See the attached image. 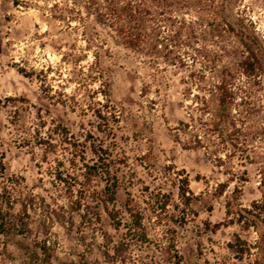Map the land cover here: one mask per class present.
<instances>
[{
    "label": "rangeland",
    "instance_id": "obj_1",
    "mask_svg": "<svg viewBox=\"0 0 264 264\" xmlns=\"http://www.w3.org/2000/svg\"><path fill=\"white\" fill-rule=\"evenodd\" d=\"M59 1V9L53 8ZM68 0H0V158L6 173L19 177L20 193L34 195L36 210H29L33 227L47 228L48 241L56 257L50 264H133L136 261L161 258L159 245L169 224L159 222L148 210L146 197L159 187L176 195L177 172L184 171L189 188L199 196L195 215L189 214L183 226L174 228L176 249L184 264H264V219L256 228L243 229L229 222L228 206L249 208L261 198L260 180L264 175V0H224L222 15L235 23L239 36L230 33L213 37L205 28L206 46L189 66L152 62L115 44L110 32L94 22L91 15L78 7L70 21L65 15ZM67 4V3H66ZM254 43L261 66L252 76L240 74L239 59L246 55L242 41ZM227 66L238 73L241 91L234 115L237 117V145L220 149L218 135L210 134V116L201 113L202 105L191 111L196 120L189 127L188 90L203 93L190 86V73L209 67ZM98 67L104 73L97 77ZM107 91L108 100L119 114L115 137L107 138L112 148L111 166L119 176L116 199L109 209L122 213V225L116 230L104 210L96 220L95 201L89 202L91 219H81L72 212L68 222V201L64 190L53 182L56 162L53 154L45 156L42 146L34 144L33 134L41 119L64 126L70 134L84 141L88 131L99 138L96 120L88 106L105 98L97 93ZM206 98H210L205 93ZM198 136L201 143L196 142ZM210 140H207V137ZM60 148L57 155H60ZM228 153V154H226ZM86 159L92 154L86 143ZM105 180L92 179L90 190L103 189ZM223 185L221 188L220 185ZM223 192L218 193L219 189ZM91 195V194H90ZM142 209L149 241L122 249L116 259L110 247L121 239L128 222L124 204L128 198ZM15 211L20 209L15 205ZM57 213L58 220H46L47 213ZM170 211L172 209L170 208ZM64 214V216H62ZM224 223L216 231L215 223ZM209 225V226H208ZM108 235L106 241L105 234ZM39 237H43L40 235ZM35 235L0 236V264H41L34 256ZM237 238L240 242H236ZM112 241V243L110 242ZM238 243L250 253L242 258L230 244ZM109 256H107V254ZM124 261V262H120Z\"/></svg>",
    "mask_w": 264,
    "mask_h": 264
},
{
    "label": "trees",
    "instance_id": "obj_2",
    "mask_svg": "<svg viewBox=\"0 0 264 264\" xmlns=\"http://www.w3.org/2000/svg\"><path fill=\"white\" fill-rule=\"evenodd\" d=\"M224 0H68L61 10L65 15L62 18H73V12H77L78 7L91 15L94 22L110 32L115 44L121 45L142 57H147L155 63L162 60L168 64L189 66L188 59L195 60V56L202 53L204 57L206 46L200 49L196 47L198 42L206 41L207 26L211 27L213 37L222 36L230 33L239 36L235 23L230 21L228 16L222 15ZM53 8L59 9V1H55ZM253 39V37H252ZM248 37V41H242L246 55L239 59L237 66L240 68V74L252 76L257 68L261 66L259 59L254 51V43ZM211 77H205L204 72L195 76L193 73L188 75L190 86H194L203 93H193L188 90L189 103L188 121L180 123L189 127L190 122L196 120L195 115L191 113L198 104L202 105L201 113L210 116V134L218 135L221 140L220 149H226L227 146L237 145V117L234 115L238 93L241 91L239 85L238 73L232 71L227 66L216 65L209 67ZM97 77L102 78V85L107 88V82L103 77L104 73L98 67ZM105 101H95L93 106H88L92 116L96 120V129L104 134L99 138L88 131L89 141L85 137L81 141L67 131L59 123L51 122L48 127L41 119L40 123L34 129V144L42 146L45 156L53 154V160L56 162L54 172L52 173L53 182L64 190V196L68 203L66 212L68 222H72V212H78L83 220L91 219L88 209L84 210L82 206L88 208L90 201H95L97 210L93 213L96 220H100L102 210L112 221L116 230L122 225V213L118 209H109L108 204L116 199V193L119 186V176L116 170H113L111 163L112 148L107 138L115 137V128L119 123V114L116 108L108 100L107 91L100 90ZM205 93L210 96L206 98ZM207 137V136H206ZM196 142L201 143L198 136H195ZM210 140V137H207ZM86 143L89 144V150L92 154L90 159H86ZM60 148V155H57V149ZM228 154V153H226ZM176 195L175 199L171 192H164L161 187L156 191L150 192L145 199L147 208L152 214H155L157 220L169 224L164 233V242L159 245L161 258L159 260L149 259L141 260L133 264H184L183 257L176 249L171 223L183 226L188 222L189 214L195 215L194 205L199 199L189 188L188 178L185 172H177ZM102 178L105 184L102 190L95 191V197L92 195L90 185L92 179ZM20 178L6 173V167L0 158V236L11 235H35L34 256H41L38 259L41 264H50L51 259L56 257L52 246L48 241L50 231L47 228L31 225L29 210L35 211L36 204L34 195H24L20 193ZM261 198L251 202L250 207H238L236 213L231 211L228 206L226 214H233L234 218L229 222L239 224L243 229L256 228L261 219H264V175L260 180ZM222 188L223 185L221 184ZM219 189L218 193L223 192ZM91 194V195H90ZM133 198H128L124 204V214L128 220L126 230L120 240L115 241L111 247L105 242V249H111L112 257L116 259L121 255L122 249H130L136 244H142L149 241L146 228L143 224L145 214L142 209L132 204ZM19 204L20 209L15 211V205ZM170 208L172 211H170ZM55 211L47 213L46 220L53 222L58 220ZM64 216V214L62 215ZM224 223H215L210 230L216 231ZM209 226V225H208ZM106 241L108 235L104 233ZM42 235L43 237H39ZM112 243V241H110ZM236 242H240L237 238ZM233 252L242 258L250 253V246L242 248L238 243L230 244ZM107 256L108 253H106ZM124 262V261H120ZM63 264V263H62ZM66 264V263H65Z\"/></svg>",
    "mask_w": 264,
    "mask_h": 264
}]
</instances>
